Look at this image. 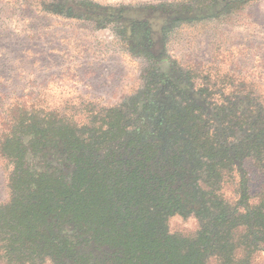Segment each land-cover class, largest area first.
Masks as SVG:
<instances>
[{"label": "trees", "instance_id": "1", "mask_svg": "<svg viewBox=\"0 0 264 264\" xmlns=\"http://www.w3.org/2000/svg\"><path fill=\"white\" fill-rule=\"evenodd\" d=\"M207 13L133 21L130 36L148 34L142 51L157 74L144 93L83 124L8 105L0 264H264V104L193 92L160 45L169 26ZM173 216L194 218L195 233H170Z\"/></svg>", "mask_w": 264, "mask_h": 264}, {"label": "rangeland", "instance_id": "2", "mask_svg": "<svg viewBox=\"0 0 264 264\" xmlns=\"http://www.w3.org/2000/svg\"><path fill=\"white\" fill-rule=\"evenodd\" d=\"M214 3L0 0V116L21 101L83 124L89 112L141 95L157 69L142 51L150 48L148 34L137 40L129 26L140 21L143 27L166 11L208 10L204 17L172 24L160 39L164 59L193 92L219 103L240 93L264 104V0H232L215 11ZM6 175L0 160V202L7 198ZM259 183L254 181L252 192ZM168 223L172 234L197 230L192 217L173 216Z\"/></svg>", "mask_w": 264, "mask_h": 264}]
</instances>
